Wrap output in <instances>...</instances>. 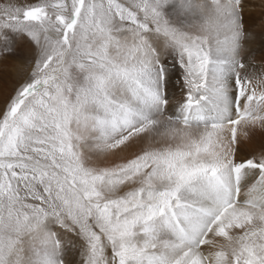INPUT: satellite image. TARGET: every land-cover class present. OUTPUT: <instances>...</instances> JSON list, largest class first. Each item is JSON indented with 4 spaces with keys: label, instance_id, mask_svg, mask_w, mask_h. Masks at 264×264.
<instances>
[{
    "label": "snow or ice",
    "instance_id": "1",
    "mask_svg": "<svg viewBox=\"0 0 264 264\" xmlns=\"http://www.w3.org/2000/svg\"><path fill=\"white\" fill-rule=\"evenodd\" d=\"M255 5L0 4V264H264Z\"/></svg>",
    "mask_w": 264,
    "mask_h": 264
},
{
    "label": "rangeland",
    "instance_id": "2",
    "mask_svg": "<svg viewBox=\"0 0 264 264\" xmlns=\"http://www.w3.org/2000/svg\"><path fill=\"white\" fill-rule=\"evenodd\" d=\"M5 0H0V4L4 3ZM21 2H25V0H21ZM29 2H34V0H29ZM260 7H259V0H256V5L251 13L246 18L250 24L259 25L260 24ZM256 47H259L257 43ZM16 67L9 68L6 70H0V106L3 105L4 99L8 93L11 92L13 87L16 84L17 79L22 71L25 60H17L13 62Z\"/></svg>",
    "mask_w": 264,
    "mask_h": 264
}]
</instances>
